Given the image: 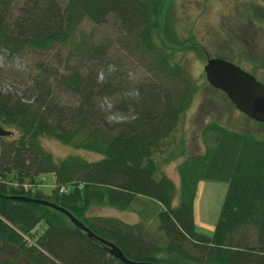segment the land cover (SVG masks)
I'll use <instances>...</instances> for the list:
<instances>
[{"label": "trees", "instance_id": "16d2710c", "mask_svg": "<svg viewBox=\"0 0 264 264\" xmlns=\"http://www.w3.org/2000/svg\"><path fill=\"white\" fill-rule=\"evenodd\" d=\"M161 0H0V50L25 56L69 39L84 18L95 23L112 14L123 28L128 52L146 64L152 77L120 98L125 118L107 121L99 100L120 94L128 79L106 63L100 44H82L89 63L62 70L33 59L22 93L0 89V264H127L103 242L88 235L56 207L15 195L43 197L67 208L98 235L135 260L169 264H264V138L210 121L212 139L202 152L177 164L178 201L172 178L152 156L171 133L197 85L175 52L186 50L185 36L162 14ZM174 26V27H173ZM189 45L198 51L196 40ZM180 46V47H179ZM67 92L74 99L61 94ZM32 98L28 99L27 96ZM43 134L99 151L87 159L66 153L56 159L41 143ZM51 171L54 183L39 188V175ZM200 179L227 182L211 233L195 228L193 199ZM36 182V183H35ZM62 186V188H60ZM138 195L158 203L152 240L142 220L89 213L91 204L126 208ZM163 252V253H160ZM163 254L162 256L157 255ZM161 258V259H160ZM160 259V260H159ZM137 264H146L139 262Z\"/></svg>", "mask_w": 264, "mask_h": 264}, {"label": "rangeland", "instance_id": "374dc122", "mask_svg": "<svg viewBox=\"0 0 264 264\" xmlns=\"http://www.w3.org/2000/svg\"><path fill=\"white\" fill-rule=\"evenodd\" d=\"M20 3L21 0H16ZM162 14L169 8V22L178 33L185 36L186 50L175 52L192 75L197 88L189 104L180 111L175 129L162 138L152 156L158 162L160 171L172 180L178 178L177 164L185 156L202 152L211 143L209 131L205 128L210 121L225 126L243 129L257 138H264V121L254 119L238 109L220 88L207 83L202 64L206 55H219L234 61L264 82V0H161ZM173 26V27H174ZM125 32L112 14L105 21L95 23L84 17L75 28L74 34L61 44L40 52L29 51L25 56H6L0 50V89L22 93L24 86L19 74L25 75L33 66V59L47 66H58L65 70L71 66L87 65L91 57L82 44H100L106 63L99 68V77L105 69L118 67L128 85L120 94H106L99 104L106 111L107 121L127 117L130 108L118 107L120 98L136 93L135 84L152 77L146 64L136 55L128 52L123 38ZM81 38L84 43L76 45ZM196 40L199 50L190 49ZM180 47V46H179ZM62 97L74 99L72 94L63 92ZM31 99L32 96H27ZM41 143L58 159L66 153H78L87 159L101 156L99 151L65 143L54 136L43 134ZM39 188L47 192L54 183L51 171L39 175ZM176 180V179H175ZM36 183V182H35ZM227 182L221 179H200L195 186L193 217L195 228L211 233L225 193ZM173 204L178 201V187H175ZM177 191V192H176ZM160 205L146 196L138 195L126 208L107 204H91L89 213L115 215L125 221L142 220L150 233V239L163 242L164 233L157 228L156 210ZM163 253V252H160ZM162 256L163 254H158ZM161 259V258H160ZM159 259V260H160ZM166 262V261H160ZM21 264H25L20 262ZM168 263V262H166ZM62 264V263H60ZM169 264V263H168Z\"/></svg>", "mask_w": 264, "mask_h": 264}, {"label": "water", "instance_id": "95a60500", "mask_svg": "<svg viewBox=\"0 0 264 264\" xmlns=\"http://www.w3.org/2000/svg\"><path fill=\"white\" fill-rule=\"evenodd\" d=\"M202 69L206 81L210 85L223 90L226 96L238 109L254 119L264 121V82L259 80L253 73L244 69L239 64L219 55L207 56L202 64ZM10 132V129H7L0 124V135L8 134ZM15 196L45 203L58 208L64 212L75 225L85 230L88 235L103 242L114 255L127 264H137L139 262L146 264H168L166 262H156L152 260L140 261L126 256L110 239L104 238L95 233L71 211L52 200L26 194Z\"/></svg>", "mask_w": 264, "mask_h": 264}, {"label": "crops", "instance_id": "0c3cea01", "mask_svg": "<svg viewBox=\"0 0 264 264\" xmlns=\"http://www.w3.org/2000/svg\"><path fill=\"white\" fill-rule=\"evenodd\" d=\"M177 176H178V175H177ZM175 179H176V180H175ZM175 179H173L174 186L179 188V177H178V178L175 177ZM175 190H176V188H175ZM176 192H177V191H176ZM193 218H194V217H193Z\"/></svg>", "mask_w": 264, "mask_h": 264}, {"label": "flooded vegetation", "instance_id": "af4514ba", "mask_svg": "<svg viewBox=\"0 0 264 264\" xmlns=\"http://www.w3.org/2000/svg\"><path fill=\"white\" fill-rule=\"evenodd\" d=\"M208 55H209V54H208ZM208 55H206V57H207Z\"/></svg>", "mask_w": 264, "mask_h": 264}, {"label": "built area", "instance_id": "2783aa9c", "mask_svg": "<svg viewBox=\"0 0 264 264\" xmlns=\"http://www.w3.org/2000/svg\"><path fill=\"white\" fill-rule=\"evenodd\" d=\"M60 188H62V186Z\"/></svg>", "mask_w": 264, "mask_h": 264}]
</instances>
